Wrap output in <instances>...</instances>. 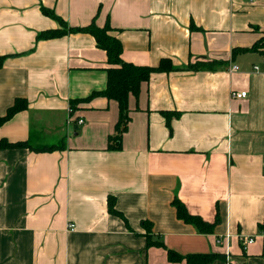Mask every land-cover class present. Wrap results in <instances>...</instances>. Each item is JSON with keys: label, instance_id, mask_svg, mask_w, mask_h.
Instances as JSON below:
<instances>
[{"label": "crops", "instance_id": "crops-1", "mask_svg": "<svg viewBox=\"0 0 264 264\" xmlns=\"http://www.w3.org/2000/svg\"><path fill=\"white\" fill-rule=\"evenodd\" d=\"M43 8L110 24L127 62L175 67L130 95L120 149L118 102L79 101L107 87V52L90 33L39 38L64 28ZM263 37L264 0H0V116L28 102L0 140L29 145L0 148V264H264ZM177 198L214 230L180 219ZM145 221L166 247L148 246ZM166 248L215 257L172 262Z\"/></svg>", "mask_w": 264, "mask_h": 264}, {"label": "trees", "instance_id": "trees-1", "mask_svg": "<svg viewBox=\"0 0 264 264\" xmlns=\"http://www.w3.org/2000/svg\"><path fill=\"white\" fill-rule=\"evenodd\" d=\"M43 12L52 15L57 19H60L63 29L49 30L40 33L39 38H52L59 36L64 33L69 32H84L92 34L97 45L107 52L108 60L110 66L107 68L108 81L107 87L102 91H95L87 98L80 99L79 101H88L97 95H103L109 99H113L118 102L119 105V120L116 125L115 133L110 137L108 147L109 149H120L122 146V138L125 131L128 129V124L130 121V108H129V97L131 94L138 95L141 91V85L143 82L150 80L151 76L155 72H168L175 67L172 65L169 59H163L158 66H147V65H136L131 62H127L122 58L123 45L121 40L113 35V28L110 24H106L103 27L92 23L84 27H69L67 23L64 22L55 13L51 12L49 9L43 8ZM264 50V38H262L253 49ZM236 52V50H235ZM5 61L4 56H0V68L3 66ZM216 67L215 63L206 64L205 62L197 61L194 64H190L189 68L193 70H199L206 67ZM28 107V102L26 99H17L15 103L8 109L4 116H0V125L5 121L12 118L16 113L22 111ZM165 115L168 112H164ZM28 146L27 142H11L7 139L0 140V148L8 147H25ZM56 146L41 148L42 150H52ZM173 206L176 208L177 216L187 223L194 224L198 227L201 232H212L216 225V222L210 223L203 220L199 215L192 214L188 211L185 204L180 199H174L172 202ZM109 211L112 214H120L115 208V198L109 197ZM143 225L147 228L146 237L148 246H162L166 247L162 241H153L152 239V224L151 222H144ZM168 258L172 262L182 261L186 259L191 263H203L212 260L215 255L213 254H200V255H187L184 256L179 252L166 248Z\"/></svg>", "mask_w": 264, "mask_h": 264}, {"label": "built area", "instance_id": "built-area-1", "mask_svg": "<svg viewBox=\"0 0 264 264\" xmlns=\"http://www.w3.org/2000/svg\"><path fill=\"white\" fill-rule=\"evenodd\" d=\"M250 1H256V0H250ZM238 69V66L237 65H233L231 68H230V71L232 72V71H236ZM231 95L233 96V97H235V98H244V97H246L247 96V92L246 91H235V90H233L232 92H231ZM72 113H74V109L71 107L70 109H69V118H68V123H71V122H73L74 121V119L72 118ZM77 122L78 123H82L83 122V119H78L77 120ZM263 164H264V162H263ZM75 224L74 223H71V224H69V228H70V230H74L75 229ZM221 240H219V242H220ZM242 241H243V243H245V244H249V243H252L253 241H254V238L253 237H250V238H243L242 237Z\"/></svg>", "mask_w": 264, "mask_h": 264}, {"label": "rangeland", "instance_id": "rangeland-1", "mask_svg": "<svg viewBox=\"0 0 264 264\" xmlns=\"http://www.w3.org/2000/svg\"><path fill=\"white\" fill-rule=\"evenodd\" d=\"M264 38V37H263Z\"/></svg>", "mask_w": 264, "mask_h": 264}]
</instances>
